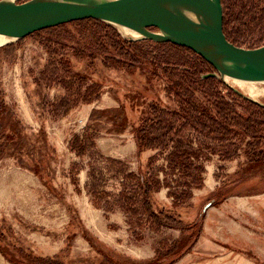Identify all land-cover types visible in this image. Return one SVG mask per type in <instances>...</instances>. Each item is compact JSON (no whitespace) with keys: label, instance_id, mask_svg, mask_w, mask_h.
Returning a JSON list of instances; mask_svg holds the SVG:
<instances>
[{"label":"rangeland","instance_id":"374dc122","mask_svg":"<svg viewBox=\"0 0 264 264\" xmlns=\"http://www.w3.org/2000/svg\"><path fill=\"white\" fill-rule=\"evenodd\" d=\"M221 1L228 40L247 49L263 46L264 0ZM194 54L171 43L131 40L96 19L0 46V101L30 133L44 130L56 151L50 188L15 158H0V242L42 257L59 255L64 263L94 261L99 255L90 244L151 259L184 232L153 226L138 207L139 185L148 179L156 213L200 227L195 243L171 264H264V138L220 141L186 123L179 154L189 146L196 156L185 159L188 169L169 156L172 145L162 152L136 147L134 128L146 105L177 109L173 82L207 79L202 74L214 71ZM198 86L203 105L221 96L242 116L263 114L264 96L253 102L222 76ZM114 107L120 110H106ZM76 145L83 146L80 153ZM0 264L12 263L0 252Z\"/></svg>","mask_w":264,"mask_h":264},{"label":"trees","instance_id":"16d2710c","mask_svg":"<svg viewBox=\"0 0 264 264\" xmlns=\"http://www.w3.org/2000/svg\"><path fill=\"white\" fill-rule=\"evenodd\" d=\"M85 20L95 19L79 21ZM123 42L132 44L123 40L119 43ZM173 46L194 54L185 47L174 44ZM119 53L125 54L123 50L119 51ZM200 61L203 62V59L200 58ZM132 64L130 62V65ZM208 81H213V78L200 79L194 76L193 79H187L178 77L173 82V85L177 87V95L180 102L179 108L171 110L157 103H150L142 109L139 124L134 128L138 152L147 148L158 149L162 152L172 145V149L168 151L169 156L179 159L184 168H190L185 163L189 158L196 157L194 156V152H190L188 146L186 152L179 154V147L182 144L181 139L185 137L184 135H180V132L186 126V123H191L198 129H207L209 135H213L220 141H226V137L230 135L234 137H252L258 141L264 138V109L258 107V105L253 104L262 110L263 114L261 117L255 116V113L252 112L246 113L245 116L238 114L233 109L232 104L221 96L217 97L216 101L208 106L196 100L195 93L197 90L200 91L198 84L201 85ZM106 110L118 111L120 107L107 108ZM98 111L94 110L91 115ZM260 118L263 120H258ZM74 149H77L80 153L83 146L76 145ZM9 156L15 158L20 166L34 173L44 185L50 188L53 175L51 164L56 158L54 147L49 143L44 130L40 129L36 133H30L22 122L14 116L8 104L1 100L0 158ZM139 187L141 198L137 200L138 207L146 212L153 226L176 228L184 233L171 243H163L164 245L156 251L155 256L151 259L133 260L116 253L103 244H90L91 249L99 257L94 261L90 257L79 259L78 261L84 264H171L195 243L200 232V227L195 223L184 224L175 215L167 214L163 210L156 213L150 201L152 183L146 179ZM126 199L129 201L128 204H130L132 200L130 198ZM127 210L130 215L136 213V210L133 208ZM0 252L12 264H76L64 263L58 257L59 255L51 257L38 256L32 251L15 246L14 244H2L0 242Z\"/></svg>","mask_w":264,"mask_h":264},{"label":"water","instance_id":"95a60500","mask_svg":"<svg viewBox=\"0 0 264 264\" xmlns=\"http://www.w3.org/2000/svg\"><path fill=\"white\" fill-rule=\"evenodd\" d=\"M84 19L127 26L142 39L185 47L212 66L214 71L202 78L264 79V45L247 49L228 40L221 0H0V34L15 39Z\"/></svg>","mask_w":264,"mask_h":264},{"label":"bare ground","instance_id":"6f19581e","mask_svg":"<svg viewBox=\"0 0 264 264\" xmlns=\"http://www.w3.org/2000/svg\"><path fill=\"white\" fill-rule=\"evenodd\" d=\"M5 3H12L16 0H2ZM184 13L194 20V15H192L188 11H184ZM112 26H114L119 33L124 36L128 37L130 39H137L142 36V33L139 31L127 27L122 26L119 24L110 23ZM14 37L7 36L0 34V46L5 45L6 43L14 40ZM223 79L229 83V85L238 87L243 93L246 94V96L254 101H258L260 97L264 96V88L261 86V83H264V79H248V78H238V77H232L229 75H224Z\"/></svg>","mask_w":264,"mask_h":264}]
</instances>
